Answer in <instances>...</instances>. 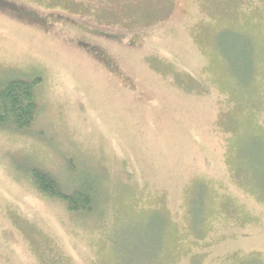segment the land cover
Masks as SVG:
<instances>
[{"label":"rangeland","instance_id":"rangeland-1","mask_svg":"<svg viewBox=\"0 0 264 264\" xmlns=\"http://www.w3.org/2000/svg\"><path fill=\"white\" fill-rule=\"evenodd\" d=\"M16 76L40 111L0 128V264H264V0H0Z\"/></svg>","mask_w":264,"mask_h":264},{"label":"trees","instance_id":"trees-1","mask_svg":"<svg viewBox=\"0 0 264 264\" xmlns=\"http://www.w3.org/2000/svg\"><path fill=\"white\" fill-rule=\"evenodd\" d=\"M41 78L12 77L0 80V128L25 131L39 115L38 88ZM31 178L41 193L62 200L72 214L92 215L100 206L102 185L96 179H85L77 186H66L51 173L36 166Z\"/></svg>","mask_w":264,"mask_h":264}]
</instances>
